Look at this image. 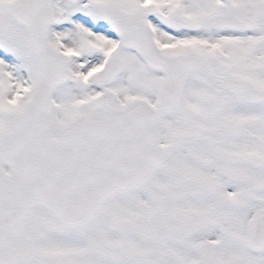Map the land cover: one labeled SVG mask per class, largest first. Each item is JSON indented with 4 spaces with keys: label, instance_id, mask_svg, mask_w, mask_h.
Listing matches in <instances>:
<instances>
[{
    "label": "snow or ice",
    "instance_id": "snow-or-ice-1",
    "mask_svg": "<svg viewBox=\"0 0 264 264\" xmlns=\"http://www.w3.org/2000/svg\"><path fill=\"white\" fill-rule=\"evenodd\" d=\"M0 264H264V0H0Z\"/></svg>",
    "mask_w": 264,
    "mask_h": 264
}]
</instances>
